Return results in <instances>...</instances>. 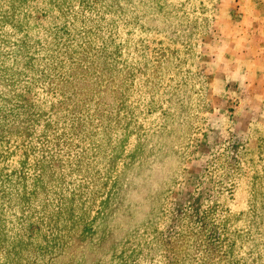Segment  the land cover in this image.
Listing matches in <instances>:
<instances>
[{
  "label": "rangeland",
  "instance_id": "374dc122",
  "mask_svg": "<svg viewBox=\"0 0 264 264\" xmlns=\"http://www.w3.org/2000/svg\"><path fill=\"white\" fill-rule=\"evenodd\" d=\"M0 264H264V0H0Z\"/></svg>",
  "mask_w": 264,
  "mask_h": 264
}]
</instances>
